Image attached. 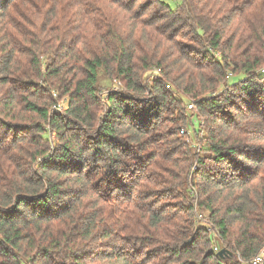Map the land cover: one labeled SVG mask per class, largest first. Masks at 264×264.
<instances>
[{
	"label": "trees",
	"instance_id": "16d2710c",
	"mask_svg": "<svg viewBox=\"0 0 264 264\" xmlns=\"http://www.w3.org/2000/svg\"><path fill=\"white\" fill-rule=\"evenodd\" d=\"M263 62L264 0H0V264H246Z\"/></svg>",
	"mask_w": 264,
	"mask_h": 264
},
{
	"label": "rangeland",
	"instance_id": "374dc122",
	"mask_svg": "<svg viewBox=\"0 0 264 264\" xmlns=\"http://www.w3.org/2000/svg\"><path fill=\"white\" fill-rule=\"evenodd\" d=\"M223 13V11L221 10V11H219L218 12V18L221 16V15H223L222 14ZM187 40V37L184 39V41H186ZM191 40V39H190ZM191 44L189 45V46H193V47H198L199 46V41H197V42H195V41H192L191 40ZM262 71H264V62H263V64H262ZM231 76V75H230ZM102 82H104L106 85H110V80L106 77H103V76H101V79H100V83H101V85H102ZM120 86H121V84H120V81H118V80H113V85H112V88L114 89V90H118L119 88H120ZM264 96V95H263ZM262 96V97H263ZM62 100L63 99H61V100H58L59 101V105H63L64 106V102H62ZM190 102V101H189ZM190 104V103H189ZM188 107H189V105H188ZM58 109H60L59 107H58ZM183 132V131H182ZM184 137L186 138V141L188 142V143H190L191 145H192V147H194L195 149H196V151L197 152H200V153H203L204 151V149H202V147L200 146L201 144H202V139L199 137V138H197L196 136H195V134L193 133V130H192V128L191 127H189L186 131H184ZM197 138V139H196ZM197 169V166H196V164H193V166H192V170H196ZM203 214H204V212H203ZM260 251H262V252H264V247L260 250Z\"/></svg>",
	"mask_w": 264,
	"mask_h": 264
},
{
	"label": "built area",
	"instance_id": "2783aa9c",
	"mask_svg": "<svg viewBox=\"0 0 264 264\" xmlns=\"http://www.w3.org/2000/svg\"><path fill=\"white\" fill-rule=\"evenodd\" d=\"M192 107V104H189ZM246 264H264V252L259 251L255 256L249 259Z\"/></svg>",
	"mask_w": 264,
	"mask_h": 264
},
{
	"label": "water",
	"instance_id": "95a60500",
	"mask_svg": "<svg viewBox=\"0 0 264 264\" xmlns=\"http://www.w3.org/2000/svg\"><path fill=\"white\" fill-rule=\"evenodd\" d=\"M221 252H222V251H221ZM221 252H220V253H221Z\"/></svg>",
	"mask_w": 264,
	"mask_h": 264
}]
</instances>
